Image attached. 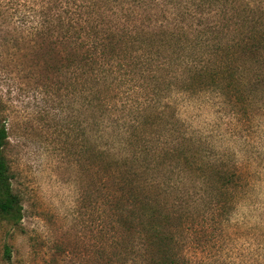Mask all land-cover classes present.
Listing matches in <instances>:
<instances>
[{
    "label": "rangeland",
    "instance_id": "rangeland-1",
    "mask_svg": "<svg viewBox=\"0 0 264 264\" xmlns=\"http://www.w3.org/2000/svg\"><path fill=\"white\" fill-rule=\"evenodd\" d=\"M0 130L22 215L0 214V264H151L146 204L185 264H264V0H0Z\"/></svg>",
    "mask_w": 264,
    "mask_h": 264
},
{
    "label": "trees",
    "instance_id": "trees-1",
    "mask_svg": "<svg viewBox=\"0 0 264 264\" xmlns=\"http://www.w3.org/2000/svg\"><path fill=\"white\" fill-rule=\"evenodd\" d=\"M43 17L45 13H42ZM56 20L58 21V25H62V20L60 15H57ZM88 20V19H87ZM96 35L101 36V34L96 31ZM93 42V51L100 50L101 56L107 55V50L110 48L113 56H117L119 54L117 48L114 47L113 44L108 43L104 39H98ZM72 35V41H73ZM102 40H104L102 42ZM260 43L248 44L247 49L250 52L258 51ZM194 61V59H193ZM187 60V62H193ZM231 63H236L233 60ZM105 65H108L106 61ZM227 66V65H226ZM224 64L215 65H204L202 68H198V65L195 64L193 67H188L185 65V69L182 68V77L185 73L189 74L188 80L184 82H193L198 83L201 91H205L207 89H217L221 90V93H232L236 90L238 80L236 81V76H240V73H236V67L227 66ZM214 67V68H213ZM130 75V74H129ZM95 83L90 87L91 94V102H100L102 94L96 92V87L99 83H101V79L98 75H93L89 78ZM106 78L102 79V86H104L106 82ZM136 81V79L131 78L129 81ZM242 85V82L240 81ZM6 140V134L3 130H0V214L7 217V219L13 222L21 220V205L19 197L12 191L11 184V175L9 173V168L7 165L6 158L3 154V146ZM240 176L237 175L236 172H233L231 175L227 176L225 173H219L218 178L220 181H228L229 183L236 181ZM226 188V187H224ZM144 211L141 216L144 219V226H147L148 239L147 241L150 244V251L153 253V258L151 260V264H185L186 259L180 255L177 251L178 247V239H177V228L174 223V219L171 216L170 212L167 210H163L156 207H150L148 204L144 206ZM147 215V216H146ZM181 220V217H180ZM179 220V221H180ZM182 222H179V225ZM178 225V226H179ZM5 257L7 259L10 258V250L8 246L5 248Z\"/></svg>",
    "mask_w": 264,
    "mask_h": 264
}]
</instances>
